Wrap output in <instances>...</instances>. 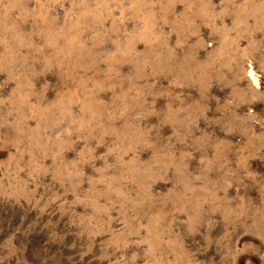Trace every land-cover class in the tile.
<instances>
[{"label": "rangeland", "instance_id": "374dc122", "mask_svg": "<svg viewBox=\"0 0 264 264\" xmlns=\"http://www.w3.org/2000/svg\"><path fill=\"white\" fill-rule=\"evenodd\" d=\"M0 264H264V0H0Z\"/></svg>", "mask_w": 264, "mask_h": 264}, {"label": "bare ground", "instance_id": "6f19581e", "mask_svg": "<svg viewBox=\"0 0 264 264\" xmlns=\"http://www.w3.org/2000/svg\"><path fill=\"white\" fill-rule=\"evenodd\" d=\"M250 75H251V77L253 78V81L255 82V83H258L259 81H258V79H257V74H255L254 72H253V70H251L250 72ZM256 75V76H255ZM259 78V77H258Z\"/></svg>", "mask_w": 264, "mask_h": 264}]
</instances>
